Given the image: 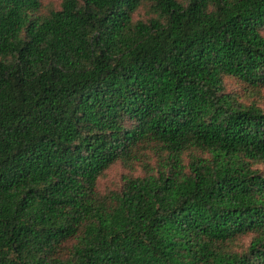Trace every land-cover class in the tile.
Returning <instances> with one entry per match:
<instances>
[{
    "label": "trees",
    "instance_id": "trees-1",
    "mask_svg": "<svg viewBox=\"0 0 264 264\" xmlns=\"http://www.w3.org/2000/svg\"><path fill=\"white\" fill-rule=\"evenodd\" d=\"M263 104L264 0H0V264H264Z\"/></svg>",
    "mask_w": 264,
    "mask_h": 264
},
{
    "label": "rangeland",
    "instance_id": "rangeland-1",
    "mask_svg": "<svg viewBox=\"0 0 264 264\" xmlns=\"http://www.w3.org/2000/svg\"><path fill=\"white\" fill-rule=\"evenodd\" d=\"M61 0H43L45 11H50L52 9L59 8ZM144 15V12H142ZM231 86L229 87V89ZM234 91L238 89L234 85ZM264 106V104H263ZM154 166V163L152 164ZM262 171L264 172V166H262ZM144 174L143 166L140 164H135L133 166H124L123 164H117L113 166L105 176L99 182V191L102 194H109L113 191L121 189L124 184V178L128 175L132 176H142ZM247 240H244V245Z\"/></svg>",
    "mask_w": 264,
    "mask_h": 264
}]
</instances>
